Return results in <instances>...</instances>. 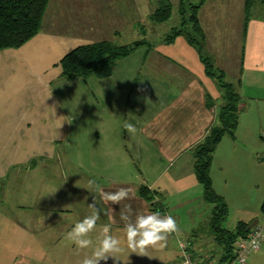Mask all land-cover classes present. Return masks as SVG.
Here are the masks:
<instances>
[{
    "label": "crops",
    "instance_id": "1",
    "mask_svg": "<svg viewBox=\"0 0 264 264\" xmlns=\"http://www.w3.org/2000/svg\"><path fill=\"white\" fill-rule=\"evenodd\" d=\"M161 1L49 0L38 33L20 49L47 57L52 55L53 47L61 49L72 37L90 38L89 44H93L113 42L129 32L133 36L142 35L147 42L143 46L146 50L133 68L130 63L115 64L109 77L99 79L104 81L109 111L105 123L95 124L94 130L98 138L100 131L104 134L106 144L101 158H86L87 171L75 177L72 187H50L44 181L45 186L32 188L23 182L22 192L15 197L12 193L15 185L8 169L14 163L12 158H0V242L18 239L25 244L22 251L27 255L36 253L43 259L53 256L60 264H79L85 256H91L102 236V227L108 224L110 234L121 239L122 251L117 254L118 259L109 257L100 264H178L181 244H186L197 264L211 258L203 248L214 241L210 231L206 230L207 240L196 236L197 241L189 239L200 221L194 220L186 226L181 212L204 202L202 186L194 173L193 150L218 125L217 112L224 102L220 100L216 80L207 76L197 48L184 34L171 42H165L166 38L153 40L158 24L151 21V15ZM166 1L179 9L180 0ZM188 3L198 6L196 18L203 32L202 56L223 76L234 79L229 85L240 98L234 138H222L210 167L213 189L225 201L219 189L220 171L225 174L226 169L233 167L237 173L234 181L240 188L246 177L254 178L255 171L264 166L261 157L264 153V7L256 0L250 4L247 0H188ZM184 29L190 31L188 23ZM139 48L134 52L139 53ZM57 64L51 65L57 67ZM124 68L131 71L116 76L117 70ZM157 100H162L161 105ZM153 102L157 104L155 108H146L148 103L153 107ZM125 121L135 126L134 135L124 129ZM118 136L126 142V150L119 146ZM38 139L42 144L46 141ZM218 158L221 159L215 164ZM80 165L76 167L80 169ZM100 169L103 171L98 173ZM90 179L109 192L128 188L131 198L111 205L97 196L100 219L89 234L93 246L78 249L65 235L76 222L93 213L88 205L96 194L86 189ZM141 187L153 193L154 202L165 210L161 215L173 216L179 228V234L168 237L166 248H149L147 256L130 253L119 215L125 205H131L133 219L135 213L153 211L151 204L139 196ZM17 213L21 214L20 219Z\"/></svg>",
    "mask_w": 264,
    "mask_h": 264
},
{
    "label": "rangeland",
    "instance_id": "2",
    "mask_svg": "<svg viewBox=\"0 0 264 264\" xmlns=\"http://www.w3.org/2000/svg\"><path fill=\"white\" fill-rule=\"evenodd\" d=\"M183 6L188 19L191 14L189 6ZM181 20L179 9L172 4L169 19L156 26L153 40L162 41L171 35L172 29H180ZM142 38V35L133 36L132 33L127 32L113 42L118 45H128ZM91 42L90 38L72 37L71 41L62 44L61 49L53 47L50 52L52 55L47 57L27 52L26 49H20L21 47L0 50V158H12L14 163L10 164L12 167L8 169L12 173L11 181L15 185L12 193L15 197L22 192L23 182L32 188L43 187L44 181L46 186L70 188L74 185L75 177L79 178L81 174L86 173V158L102 157L106 138L101 131L98 138L94 127L95 124L105 123L108 117L109 103L105 100L104 81L89 76L67 83L60 78V67L51 65L58 63L60 57L74 48ZM139 49V53L134 52L125 61H121L124 63L117 60L115 64L130 63V68H133L136 59L146 50L144 47ZM37 57L43 60L37 62ZM126 69L117 70L116 76H125ZM213 70L218 74L215 67ZM134 75L136 77V74ZM233 81L234 79L229 76L222 78L224 84ZM217 88L222 100L221 91L218 86ZM161 101L157 100V104L161 105ZM157 104L153 102L151 107L148 103L146 108L151 110ZM118 135L120 136L119 133ZM119 136V146L126 150V142L121 141ZM38 137L46 140L45 143L42 144ZM261 157L264 158V153H261ZM80 158L85 164H81ZM220 159H215V164ZM78 164H81L80 169L76 167ZM6 165L4 164L5 167ZM102 171L103 169H100L97 172ZM255 172L254 178L246 177L240 188V184L237 186L235 184L234 178L237 173L233 167L226 169L225 174L219 172V189L227 205V218L221 226L226 230L234 231L241 221L245 222L244 224H252L261 220L260 207L264 201V166L263 169L259 167ZM212 208L211 204L204 201L194 205L192 210L181 212L182 222L186 226L194 220L201 223L194 227L193 236L189 239L196 240L194 236L201 240L208 239V220L211 218ZM19 216L21 214L17 213V219H20ZM1 217L0 210V220ZM210 242L212 247H209ZM210 242L208 246L203 247L207 250L205 255L217 261L222 255L221 248L215 241ZM24 247L25 244L23 245L18 239L8 238L6 242L2 240L0 264H60V260L54 259L53 256H45L43 259L40 254L27 255L25 250L22 251ZM245 264H264V247L249 255Z\"/></svg>",
    "mask_w": 264,
    "mask_h": 264
},
{
    "label": "trees",
    "instance_id": "3",
    "mask_svg": "<svg viewBox=\"0 0 264 264\" xmlns=\"http://www.w3.org/2000/svg\"><path fill=\"white\" fill-rule=\"evenodd\" d=\"M252 1L254 0H247V3L250 4ZM256 1L264 7V0ZM48 2L49 0H0V50L20 48L32 39L40 29ZM183 5L189 6L191 14L188 19H186ZM197 9L198 6L189 4L188 0H180L181 28L173 29L165 42H171L173 38L182 34L187 37L188 42L197 48L207 76L216 80L224 102L217 112L218 125L212 127L203 141L193 150L194 173L197 182L202 186L203 200L213 206L209 220V230L213 240L221 248L220 262H222L231 258L233 244L237 236L243 234L250 226V224L240 222L234 231L226 230L221 226L227 218V205L224 199L214 191L210 177L212 156L222 138L225 135L234 138L238 124L240 98L229 84L222 82L223 74L220 71H218V74L214 72L210 61L202 56L203 32L197 22ZM171 10L172 6L168 1H161L158 8L151 15V21L156 24L166 22L170 17ZM187 23L190 26L189 32L184 29ZM146 45L147 42L141 39L128 45L103 41L78 46L65 54L58 62L57 65L61 70L60 78L67 83L85 79L89 76L98 79L107 78L111 75L117 60L128 57L137 48ZM139 196L151 204L153 211L158 210L161 214L165 213L161 205L154 202L153 193L148 188L141 187ZM260 210L264 215V202L261 204Z\"/></svg>",
    "mask_w": 264,
    "mask_h": 264
},
{
    "label": "clouds",
    "instance_id": "4",
    "mask_svg": "<svg viewBox=\"0 0 264 264\" xmlns=\"http://www.w3.org/2000/svg\"><path fill=\"white\" fill-rule=\"evenodd\" d=\"M124 129L134 135L136 128L133 124L125 121ZM88 191L94 192L93 201L89 208L93 209L91 215L85 216L76 222L66 233L65 238L72 242L78 249H86L93 246L89 234L96 228L97 221L100 219V210L97 208V196L105 204L119 205L121 201L130 199V189L121 187L114 192L105 191L94 179L88 181ZM114 211V209H110ZM109 213H105L108 215ZM120 219L124 222L123 234L126 247L130 253L140 256H147V250L164 249L167 247L168 237L172 234H179V228L175 218L171 215H161L157 211L150 213H135L131 205H125L120 210ZM111 233L110 225L102 227V236L98 238L93 248L91 256H85L79 264H100V261H107L109 257L117 258V254L122 251L121 239ZM264 238V227H262L253 237V247H259L260 239ZM184 264H191L190 259L185 253ZM243 264V261H241Z\"/></svg>",
    "mask_w": 264,
    "mask_h": 264
},
{
    "label": "built area",
    "instance_id": "5",
    "mask_svg": "<svg viewBox=\"0 0 264 264\" xmlns=\"http://www.w3.org/2000/svg\"><path fill=\"white\" fill-rule=\"evenodd\" d=\"M262 227H264V215H262L260 221H256L250 224V226H248V228L243 234L237 236L233 244V251L231 258H228L227 260L222 262H220V259L214 261L213 259L208 258L204 260L201 264H241V261H243V264H245L249 255L259 251L262 247H264V238L260 239L259 247L254 248L252 245L253 237ZM180 246H181V261L178 264H184L185 253L187 254V257L190 259L191 264H197L194 261L193 257L188 253L186 244H181Z\"/></svg>",
    "mask_w": 264,
    "mask_h": 264
}]
</instances>
